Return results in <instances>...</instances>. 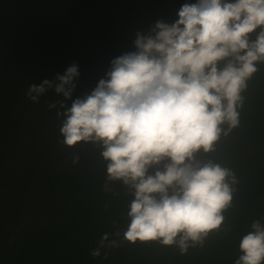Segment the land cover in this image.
<instances>
[{"label": "clouds", "instance_id": "1", "mask_svg": "<svg viewBox=\"0 0 264 264\" xmlns=\"http://www.w3.org/2000/svg\"><path fill=\"white\" fill-rule=\"evenodd\" d=\"M177 16L138 31L134 50L112 59L90 93L73 99L81 75L73 63L30 84L25 95L39 104L54 91L63 99L48 107L59 108L62 143L101 147L107 180L132 197L125 241L187 253L221 229L232 206L236 174L210 154L240 126L248 82L264 64V0H197ZM109 236L91 256L119 246ZM239 251L235 264H264L261 219L241 237Z\"/></svg>", "mask_w": 264, "mask_h": 264}, {"label": "flooded vegetation", "instance_id": "2", "mask_svg": "<svg viewBox=\"0 0 264 264\" xmlns=\"http://www.w3.org/2000/svg\"><path fill=\"white\" fill-rule=\"evenodd\" d=\"M112 1L98 0L101 5H99V7H97L96 9L101 8L102 6ZM169 1L171 2H168L167 6H165V4L160 9H158L154 15H152L156 21L160 19L166 20V15H172L173 10H175V6L181 7L183 4L182 0ZM141 6L137 7V14L132 10L128 11V15L132 18L131 27L123 25V23H125V15L119 17L115 22V11H120L121 6L119 8H116V10H108L104 14L95 18L93 21V27L99 32L114 37L123 38L125 41L116 40L115 38L111 39L110 37L108 38V36H100L90 28L89 17L90 14L96 9L89 12V14L85 15L84 17L83 13L79 14L78 19L80 20L81 18H84V22H79L75 30L76 34L78 33L80 42L84 45V48H86L85 54L87 55L88 60L84 62L81 61L78 64L77 62L72 61L79 66V71L81 74L77 83V88L73 94V99H75L76 97H81L85 93H90L91 90L95 88L98 81L101 78H104L107 70L110 67L111 60L119 56V51H117L115 47L112 48L108 47L106 44H103L101 38L123 42L126 44V46H129L128 50L126 49V46L122 47V49H124V52L132 51L134 50L133 42L136 38V33L138 31L147 33L150 27L154 24V22H152L148 16V11L152 8L150 6ZM33 10L34 8L32 7V9L28 13ZM108 21H113L114 26L116 24L119 28H121L120 30L122 31H120V35H115L113 33H109L103 30L104 26L106 25L104 24V22ZM17 35L18 33L13 32L12 30V44L14 47V53L15 56L26 67L25 73L28 74L30 78L27 79V81L25 82L24 89L21 90L20 88H18L17 85L14 87V89H17L19 93L16 95V99L13 100H18L19 104L15 109L12 108V106L8 104L9 100L12 99L15 95V91H13V89L11 90V88L9 87L11 80L10 71L12 70L13 58L9 56H4L3 54H1L0 51V128L2 129L0 130V139L4 138L6 140V142H0V248L4 249V251H9L10 249L18 245V249L20 250L19 254H21L23 251H25V244H27L30 237L34 235L36 231L41 232L48 230L49 232H53L57 230L60 224L65 220L69 221L70 237L73 233L74 238L75 232L72 229V225L77 226L80 224L73 218L75 216L77 217L78 214L82 216L85 215V212H87L88 209V205H90L88 204L89 195L92 212L91 223L88 228L84 227L82 224L80 226L83 227L88 238H90L93 234L96 233L98 221V226L103 229L100 235L97 233L96 237H94V239L96 240L92 245L91 249L98 247L99 239L104 233L110 234V240H115L116 237V239L119 241V246L111 248L105 247L101 249V255L99 257H90V252L88 248H86L85 262L92 260L90 262L91 264H103L105 262L107 264H134L135 262H139L141 259L148 256L150 260L149 264H156L158 259H162L164 257L163 255L165 252V248H161L158 250L154 249L155 251L151 255L149 254V251H147L146 253H134L135 258L130 260L128 263H125L126 252L124 247H129L128 243L130 242L125 241L123 239V235L122 237H118L114 234L115 217H120L122 219V222H124V229L122 231L124 232V230H126V220L128 221V210L118 213L115 216V206H110V208L114 212H110V209H107V203L105 202L107 194L104 192V190L106 189L113 196H117L106 186V184L98 176L93 175L90 162L87 156L84 154L80 144L73 148H69L62 143L63 138L59 133V127L57 130V126L60 125V119L57 116V111H59V108L50 109L48 107L49 102L57 101L56 98L50 93V91L46 95L41 97L39 104L33 103L25 95V92L27 91L28 86L30 84L41 83L44 79H46L45 73H49L55 68V66L59 67L60 65L54 60L53 66V63H51V61L47 59L48 57L46 53L42 51L43 49L35 45L34 42H31L29 44V51L27 52L28 55L27 53L26 55L28 59L35 64L37 69L33 71L30 61L23 58L28 62V66L30 67V72H28V66L24 63L23 60H21L17 56V52L19 51L17 49V45H14L13 43V37L16 43ZM105 50L107 53L104 52ZM98 52H101V55L96 57ZM72 64L73 63H70L69 66H71ZM68 67H66L65 70ZM61 70L62 66H60L57 71L61 72ZM36 76L41 77L39 79L36 78ZM20 81L21 80L19 78L18 82ZM254 96L257 97L259 100H262V96L257 95V90L255 91ZM6 109L15 111L14 119L8 117L7 112H4V110ZM47 119H49L48 122H43ZM8 120H11L14 124L18 125L17 132H14L15 134H17L18 138V141L16 142V149L10 155L9 158H7L8 149L10 148L9 142L10 140L12 141L14 139L12 135L13 131L11 130V127L6 123ZM55 128L56 131H54ZM237 131L238 133H236L235 139L238 140V144L235 149L232 151L228 150L223 155L217 156L216 160L223 166L231 168L232 165H235L239 161L245 160L248 156H255L256 153H259L260 156H262V158H260V160L258 161L256 167L248 175V178L245 183L243 182L244 184H237L235 188L236 192L238 191V201H240L246 196L245 193L244 196L239 199L240 195L242 194L241 190L243 188H246V190H254V192L256 193L254 195V201L256 203L254 209L259 213L258 219H261L262 223H264V153H260L264 152V146L259 144L251 145L249 154L243 153L240 154L238 157L233 158L238 151L243 137H245L246 135L244 130H241L240 128H238ZM85 144L88 148V144ZM217 149L218 144L216 146V151L213 152L210 158L213 159L216 157L218 151ZM88 150L93 157L95 165L107 175L106 163L100 155L102 149L100 148V151L98 152H96V149L90 151V149L88 148ZM3 154L5 157H3ZM79 157H81L84 161L82 177H86V179L82 181L83 185L76 193H72V189H67L63 191V189L59 187V181L64 176V174L68 172L69 168ZM39 160L40 165L37 168L36 166ZM24 182H26V191L21 194V188L23 187L22 185ZM48 182L52 185L50 186ZM98 182H101L105 187V189L101 188V193L97 192ZM44 184L46 187L44 186ZM112 186L119 193L127 192L126 188H122V191H119V186H115V183H112ZM129 197L130 195L124 198H117L125 200ZM63 199V206H65L64 212L61 216L56 219L53 213L55 212L58 204ZM99 201L102 205L103 214L108 213L106 215L102 214L101 217L99 216ZM94 209L96 210L95 225L93 222ZM60 242L63 241L52 242L43 245L29 252L28 254L21 256L12 264H16L17 262L28 257L38 249L47 245L49 247L45 250H49L52 248L53 249L49 250L48 254L46 255V263L54 262L56 261V258H59L62 255H71L69 250L66 251L62 248V246L66 243H63L62 245L57 244ZM132 251L134 250L131 249L130 252ZM197 252L199 253V251ZM37 255L38 254L32 256L21 264H40V262L38 263L39 260H35ZM239 255L240 254H229V260H227L225 263H232L238 258ZM196 259L200 260L199 258Z\"/></svg>", "mask_w": 264, "mask_h": 264}, {"label": "trees", "instance_id": "3", "mask_svg": "<svg viewBox=\"0 0 264 264\" xmlns=\"http://www.w3.org/2000/svg\"><path fill=\"white\" fill-rule=\"evenodd\" d=\"M10 0H0V6L9 2ZM112 1V0H110ZM177 1V0H174ZM184 3H195L197 0H182ZM167 2V3H166ZM169 0H131L126 5L121 6L120 11H115V22L116 20L125 15V26H132V18L128 15V11L132 10L137 14V7L143 5L144 7L150 6L152 9H149V19L152 22H156L154 15L158 9L162 6H167ZM173 2V1H172ZM182 4V5H183ZM101 5L98 0H35L33 4L34 10L30 13L26 14L25 19L21 20L17 26L16 33V45L17 49L20 52L22 58L30 61L27 57L29 51V44L34 42L35 45L42 48L43 52L46 53L47 59L53 63L54 60L56 63H59L62 66L61 72L57 71L59 69L58 66L50 71L49 73H45L46 79H54L57 74H63L65 72V68L69 66L70 63L77 62H84L88 60L87 55L85 54L84 45L80 42L78 37V33L76 34V26L79 22L83 23L84 18L78 19L79 14L83 13V17L89 12L95 10L97 7ZM125 7V8H124ZM142 8V6H141ZM180 9L179 6H175V10H173L172 15H166L165 21L166 22H173L175 19H178L177 12ZM116 10V9H115ZM162 10V9H161ZM106 24L103 28L104 31L109 33H113L115 35H120V30L116 24L114 26L113 21L104 22ZM12 23L8 26L5 30L0 33V51L1 54L4 56L12 57V70L10 71L11 80L9 87L11 90L15 91V95L12 99L9 100V104L12 108H16L18 106V100L16 99V95L19 93L17 89L14 87L17 85L18 88L21 90L24 89L25 82L27 79L30 78L28 74L25 73L26 67L23 63L15 56L14 47L12 44V30H13ZM20 34V35H19ZM103 44H106L108 47H112L119 51V56L124 54V49L122 47L126 46L125 43L114 41L110 39H102ZM129 46H126L128 50ZM107 50V49H106ZM106 50L104 51L105 53ZM128 52V51H127ZM27 53V55H26ZM101 55V52H98L96 57ZM95 60V59H94ZM74 61V62H72ZM31 63L32 70L35 71L37 68L34 63ZM50 63V62H49ZM68 65V66H67ZM258 71L253 74V77L248 82L247 91L244 93L245 96V103L244 107L241 110V117H240V128L244 130L246 133L245 137H243L240 146L236 155L233 158L238 157L240 154L243 153H250L251 145L259 144L264 146V64L258 65ZM41 76H36V78L40 79ZM20 78V82L18 79ZM13 80V81H12ZM96 87V86H95ZM257 90V95L262 96V100L258 99L254 96L255 91ZM254 93H253V92ZM50 93L56 98V100L63 99L60 96H57L54 91H50ZM70 103V102H69ZM7 112L8 117L14 119V112L12 110H4ZM52 118V117H51ZM12 119V120H13ZM49 119L44 120L43 122H48ZM42 122V123H43ZM7 125L11 127L13 131V139L10 140V148L8 149L7 158L15 151L16 149V142L18 141L17 132L18 125L14 124L11 120H8ZM60 125L57 126V130ZM234 129L227 137H222L221 140L217 143L218 144V151L215 158H213L217 162V156L223 155L226 151H232L238 144V140L235 139L236 133H238L237 129ZM0 130H2L0 128ZM56 131V128L54 129ZM54 134V133H52ZM0 142H6L4 138L0 139ZM88 148L90 151L96 149V152L100 151V146L93 145L91 143H87ZM217 146V145H216ZM42 151V148H41ZM264 153V152H260ZM213 153L210 154V157ZM3 157L4 154H3ZM232 158V159H233ZM262 158L259 153H256L255 156H248L245 160L237 162L235 165H232L230 169H232L236 177L238 179V184H242L248 178V175L253 171V169L258 164V161ZM4 159V158H3ZM85 160V159H84ZM83 159L81 157L76 159L73 165L69 168L68 172L64 174V176L59 181V187L61 189L67 190L72 189V193H76L81 186L86 177H82V169H83ZM40 160L37 162V168L40 165ZM27 181V180H26ZM73 181V182H71ZM243 183V184H244ZM26 182L23 183V187L21 188V194L26 191ZM51 186L52 184L48 182ZM119 186V191H122V188L125 187L120 183L116 182L115 186ZM45 186V184H44ZM237 185H235L236 187ZM46 187V186H45ZM101 188L105 189L104 185L101 182L97 183V192L101 193ZM104 192L107 194L105 198V202L107 203V209H110V212H114L110 206H115V216L118 213L128 210V204L132 197L125 200H121L111 193H109L106 189ZM242 194L240 195L239 199L237 200V193H234L232 206L226 210L225 215V222L221 226L219 231L211 233L208 238H206L204 245L197 246L194 248H190L187 253H183L178 259L176 264H228L225 263L229 260V254H240L239 251V242L243 235H245L248 231L251 230V223L253 220L258 219L259 213L256 211L255 208V201L254 195L256 194L254 190L243 188L241 190ZM261 199V197H260ZM88 209L85 212V215L82 216L80 214L75 216L73 219L79 222V224L83 225L84 227L88 228L91 223V203H90V196L88 195ZM64 199L58 204L56 207L55 212L53 215L57 219L61 216L64 212L63 206ZM103 214L102 205L99 201V216L101 217ZM108 213H104L106 215ZM128 223V221L126 220ZM99 223V221H98ZM97 223L96 233L93 234L90 238L87 237L84 229L80 225H72V229L75 232V237L69 243H66L62 246V248L66 251L69 250L71 255H62L59 258H56L54 262H47L46 263V255L48 254L49 250L41 251L35 258V260H39L38 263L40 264H91L92 260L85 262L86 257V248H88L89 252L94 244L97 233L100 235L102 232V228L98 226ZM124 229V222L120 217H115V236L117 233L118 237H122ZM98 235V236H99ZM70 237V230H69V221H63L59 228L53 232L46 231H36L34 235H32L25 244V251L19 254L20 250L18 249V245L9 251H4V249L0 248V264H12L18 258L23 255L28 254L29 252L52 242H59L64 241ZM87 240V241H86ZM110 240V238H109ZM115 240L119 242L116 237ZM86 241V242H85ZM86 245V246H84ZM129 247H124L126 260L125 263H128L130 260L134 259L135 254L139 252H147L149 254H153L155 250L165 248L164 257L162 259H158L156 264H165L166 259L170 255V250L175 246H165L161 245L155 241L149 242H140L137 241L136 244L128 243ZM60 248V247H57ZM134 250L130 252V250ZM155 249V250H154ZM199 251V253L197 252ZM199 254V255H197ZM91 257V255H90ZM199 258L200 260H197ZM149 257L146 256L145 258L141 259L139 262H135L134 264H149ZM186 261V262H185ZM236 261V260H235ZM233 261L230 264H235ZM103 264H107L106 262Z\"/></svg>", "mask_w": 264, "mask_h": 264}, {"label": "water", "instance_id": "4", "mask_svg": "<svg viewBox=\"0 0 264 264\" xmlns=\"http://www.w3.org/2000/svg\"><path fill=\"white\" fill-rule=\"evenodd\" d=\"M130 1L131 0H114L112 2H109L106 5L102 6L101 8H98L95 11H93L89 17L90 28L100 36L103 35L104 37L108 36V38L110 37L111 39L115 38L116 40H124L123 38H120V37H114V36L99 32L98 30H96L93 27V21L95 18L104 14L108 10L119 8L120 6L125 5ZM34 2H35V0H11L10 2L0 6V33L3 30H5L8 26H10L12 23H14L13 32H16V28H17L19 22L21 20H23L24 17L26 16V14L32 9ZM13 43H14V45L16 44L14 37H13ZM17 56L21 60H23L24 63L28 66V62L21 57L19 52H17ZM29 68L30 67L28 66V68H27L28 72H30ZM80 146L82 147L84 154L87 156V158L90 162L91 170H92L94 176H98L117 197L124 198V197H127L128 195H130L128 193V191L125 193H119L116 189H114V187L112 186V183L107 180V175L95 165V163L93 161V157L90 154L86 144L80 143ZM92 178H93V176H92ZM93 222L95 225V222H96V210L95 209H94ZM92 230H93V228H92ZM73 236H74V234L72 233L71 237L68 240L57 243V244L62 245L63 243H67V242L72 240ZM48 247L49 246L47 245V246H44V247L38 249L37 251H35L31 255H29L28 257L22 259L21 261L17 262L16 264H21V263L25 262L26 260H28L32 256L39 254L41 251H43L45 249H48ZM181 254H182V252L179 250L178 247H173L170 251V255L168 256V258L166 260V264H176L177 259L180 257Z\"/></svg>", "mask_w": 264, "mask_h": 264}]
</instances>
